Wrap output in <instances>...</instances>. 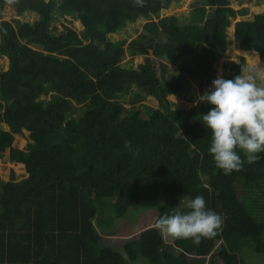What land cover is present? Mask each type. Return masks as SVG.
Here are the masks:
<instances>
[{
    "label": "trees",
    "instance_id": "16d2710c",
    "mask_svg": "<svg viewBox=\"0 0 264 264\" xmlns=\"http://www.w3.org/2000/svg\"><path fill=\"white\" fill-rule=\"evenodd\" d=\"M171 1L134 7L132 0H0V56L8 59L0 72V124L9 128H0V153L10 148V162L24 165L28 175L0 179V264H244L243 251L264 255V152L252 164L240 152L243 169L225 175L209 151L212 132L202 119L214 106L200 102L183 111L167 101L190 80L201 94L212 85L230 19L246 10L235 11L229 0H202L195 10L200 24L176 16L151 21L150 13L158 18ZM7 4L17 16L38 18L2 20ZM206 6L212 13L204 19ZM55 13L84 30L56 32ZM139 18L150 21L128 48L145 60L125 68V42L108 35ZM234 30L239 51L232 44L228 53L257 52L264 62V13ZM191 56L195 66L182 63L179 73L168 72L167 64ZM243 67L241 59L224 79ZM123 96L129 108L119 102ZM147 96L159 107H136ZM77 106L85 110L75 118ZM23 131L32 143L25 151L11 148ZM196 196L223 218L220 233L198 246L162 237L157 218L187 213ZM148 204L153 212L137 239L120 246L104 241L101 234L122 218L134 217L139 228Z\"/></svg>",
    "mask_w": 264,
    "mask_h": 264
},
{
    "label": "clouds",
    "instance_id": "9594fccd",
    "mask_svg": "<svg viewBox=\"0 0 264 264\" xmlns=\"http://www.w3.org/2000/svg\"><path fill=\"white\" fill-rule=\"evenodd\" d=\"M9 4L18 0H8ZM134 7H145L146 0H132ZM257 63L241 68L234 79L218 75L212 85L193 101V106L206 102L214 107L202 115L203 124L212 132L210 153L215 165L225 175L243 169L245 160L252 164L264 152V64L256 52ZM124 147L131 152L132 142ZM138 154V150L136 152ZM187 213H165L157 218L154 227L171 241L191 240L198 246L204 239L216 237L223 226V218L206 207L205 199L196 196L187 204Z\"/></svg>",
    "mask_w": 264,
    "mask_h": 264
},
{
    "label": "rangeland",
    "instance_id": "374dc122",
    "mask_svg": "<svg viewBox=\"0 0 264 264\" xmlns=\"http://www.w3.org/2000/svg\"><path fill=\"white\" fill-rule=\"evenodd\" d=\"M230 6L235 11H239L241 9L246 10V15L236 16L234 19H230V26L226 30V45L227 49L222 54V56L217 60L215 64V74L214 79L217 78L218 75L223 76L225 78L228 75L229 68L232 65L239 64L241 59H244L245 67H248L252 64L257 63L256 52H244L242 54H236L231 56L228 53L231 45L233 44L236 51H239L235 45L234 34H235V24L240 21H252L255 15L264 13V0H229ZM203 5L202 0H172L166 8L162 9L159 12L158 18L152 17L151 21L156 22L159 18L168 17V16H176L179 18L180 23L183 24H200L202 21L200 19V15L195 12V10ZM212 11L208 6L205 7V16L204 19H207L211 15ZM37 15L34 13H24L21 16H17L15 10L11 7V5H5L2 11V20L12 21L18 19L20 22H28L33 23L37 20ZM150 21L149 19L139 18L135 23L127 24L122 30L118 31L115 34L108 35V38L112 42L124 41V56L121 62V65L125 68L131 67L133 69H137V67L144 63L145 55L132 53L128 48V43L135 39L138 35L143 32V26L146 22ZM65 27H69L74 29L77 33H81L84 28L79 21L73 20L71 17H62L58 13H55V20L52 22L51 27L56 28V32L63 31ZM260 58V57H259ZM261 61V59H260ZM182 63H187L192 66H195L196 59L191 57H186L179 60L175 64H167V69L170 74L179 73V66ZM264 64L263 61H261ZM8 69V59L4 56H0V72ZM201 94L198 82L195 80H190L188 83V89L183 91L180 95L173 96L169 95L167 97V101L170 103L171 109H178L187 111L191 107H193V101L197 98V96ZM49 97H46L48 100ZM128 96H123L119 98V102L123 104L124 107L129 108ZM1 103V101H0ZM149 106L151 108H158V101L151 96H147L144 100L138 104L136 107ZM85 110L84 106H77V110L73 115L75 118H78L82 115ZM0 128L2 130L8 131L9 128L5 124L1 123ZM23 135H14V140L11 145V148H15L18 150H26L28 145L32 143L29 138V133L23 131ZM9 151L10 148L6 149L5 152L0 153V179L3 182H7L10 179H13L15 182L21 181L25 179L28 175L24 169V165L16 164L10 162L9 160ZM13 177V178H12ZM239 198H241V194H238ZM152 206L148 204L143 214L145 218H142L140 223L141 226L137 229H134L133 220L128 217L122 218L120 221L116 222L114 228L106 233V235L101 234L106 243L111 245L120 246L124 244L129 239H137L139 233L146 229L144 225L147 217L152 214L151 211ZM244 260V264H264V255L252 253L249 251H243L241 255ZM133 264H146L145 261H137ZM218 264L221 262L218 261Z\"/></svg>",
    "mask_w": 264,
    "mask_h": 264
},
{
    "label": "water",
    "instance_id": "95a60500",
    "mask_svg": "<svg viewBox=\"0 0 264 264\" xmlns=\"http://www.w3.org/2000/svg\"><path fill=\"white\" fill-rule=\"evenodd\" d=\"M150 16L154 17L151 13H150Z\"/></svg>",
    "mask_w": 264,
    "mask_h": 264
}]
</instances>
